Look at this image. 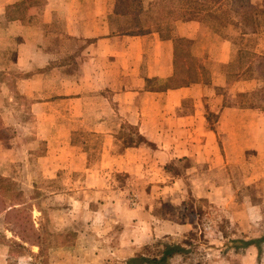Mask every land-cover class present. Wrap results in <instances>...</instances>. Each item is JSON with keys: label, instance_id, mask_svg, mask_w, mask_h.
<instances>
[{"label": "rangeland", "instance_id": "obj_1", "mask_svg": "<svg viewBox=\"0 0 264 264\" xmlns=\"http://www.w3.org/2000/svg\"><path fill=\"white\" fill-rule=\"evenodd\" d=\"M180 7L183 15L169 18L162 17L172 9L168 1L117 0L116 14L123 30L138 21L143 31L162 26L167 34L170 21L201 15ZM233 16L217 26L233 42L238 62L208 65V71L221 72L228 84L252 72L244 77L249 84H241L246 91L227 96L247 109L234 113L231 156L218 168L183 159L154 162L150 144L140 162L128 154L120 166L112 154L144 142L138 131H119L122 146L114 141L116 132L89 128L97 116L82 104L74 115L69 101L39 104L42 99L19 88L21 69L0 66V264H127L140 255L161 257L167 244L183 248L163 264H264V238L261 248L243 242L264 237V80L258 56L264 53V7L257 5L249 26ZM7 20L0 13V44L13 40ZM6 58L0 51V59ZM43 155L53 165L47 175Z\"/></svg>", "mask_w": 264, "mask_h": 264}, {"label": "crops", "instance_id": "obj_2", "mask_svg": "<svg viewBox=\"0 0 264 264\" xmlns=\"http://www.w3.org/2000/svg\"><path fill=\"white\" fill-rule=\"evenodd\" d=\"M21 1L0 2L13 39L0 44L7 53L0 66L21 69L19 88L27 97H39V104L52 98L69 101L73 115L82 104L97 116L89 128L116 132L114 141L122 146L119 131H138L144 142L112 154L120 166L128 154L140 162L138 155L149 144L154 162L183 159L218 168L229 160L234 113L247 108L227 96L246 91L241 84L248 83L244 77L252 71L237 74L231 84L221 72L210 75L208 65L232 66L238 59L233 42L200 14L170 21L164 35L133 33L119 25L117 0H27L20 6ZM39 160L45 161L46 174L51 157Z\"/></svg>", "mask_w": 264, "mask_h": 264}, {"label": "trees", "instance_id": "obj_3", "mask_svg": "<svg viewBox=\"0 0 264 264\" xmlns=\"http://www.w3.org/2000/svg\"><path fill=\"white\" fill-rule=\"evenodd\" d=\"M120 1V0H119ZM168 1L172 4V9L170 11L174 12L172 15L169 13L167 15H163L162 17H169V18H175L178 16L183 15L181 12V5L183 8H188L189 10L196 8L201 12L202 19L210 24L213 28L221 32V34L224 36L225 34L223 31L218 27L220 25H226L230 23L231 20H234L233 15H240L243 17V20L245 21L248 26L251 24V20L253 19V13L257 11V5H261L264 7V1L262 3H252L250 0H163ZM120 4H118L117 12H121L119 9ZM142 10V9H141ZM184 10V9H183ZM176 12V14H175ZM260 13H263L260 10ZM254 20L255 17H254ZM218 25V26H217ZM138 26V21L135 25ZM128 31L133 33H143L151 30H157L159 32H162V26H157L155 29H147L145 31L142 30V28H136ZM164 35V34H163ZM227 37V35H225ZM260 56V66L263 65V69H259V75L264 80V53L258 55ZM252 58H255L254 55L251 56ZM252 61V60H250ZM250 66H248L246 69L248 70ZM260 92L264 93V86L260 90ZM264 237H261L259 239H252V240H244L243 242L245 244H252L256 243L259 248H261V241ZM183 247L178 244H167L165 246L164 252L161 255V257H144L142 255L137 257H132L127 261V264H163L170 256L173 254L179 252Z\"/></svg>", "mask_w": 264, "mask_h": 264}]
</instances>
